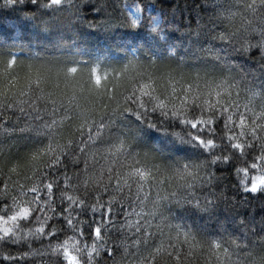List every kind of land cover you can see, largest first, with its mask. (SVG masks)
<instances>
[{
    "label": "clouds",
    "instance_id": "obj_1",
    "mask_svg": "<svg viewBox=\"0 0 264 264\" xmlns=\"http://www.w3.org/2000/svg\"><path fill=\"white\" fill-rule=\"evenodd\" d=\"M130 6L0 0V264H264V0Z\"/></svg>",
    "mask_w": 264,
    "mask_h": 264
},
{
    "label": "trees",
    "instance_id": "obj_2",
    "mask_svg": "<svg viewBox=\"0 0 264 264\" xmlns=\"http://www.w3.org/2000/svg\"><path fill=\"white\" fill-rule=\"evenodd\" d=\"M126 3H128V4H130V5H135V3H136V0H126ZM153 10H151V9H148V8H145L144 9V13H147V14H151V12H152ZM93 39H100V37H93Z\"/></svg>",
    "mask_w": 264,
    "mask_h": 264
},
{
    "label": "snow or ice",
    "instance_id": "obj_3",
    "mask_svg": "<svg viewBox=\"0 0 264 264\" xmlns=\"http://www.w3.org/2000/svg\"><path fill=\"white\" fill-rule=\"evenodd\" d=\"M133 7L134 5L130 6L128 10L130 13H132V15H135V12L133 11Z\"/></svg>",
    "mask_w": 264,
    "mask_h": 264
}]
</instances>
